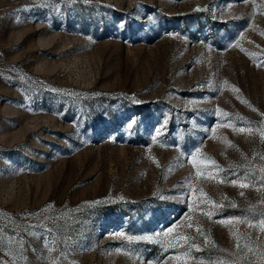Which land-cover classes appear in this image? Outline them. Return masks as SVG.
<instances>
[{
	"label": "rangeland",
	"instance_id": "obj_1",
	"mask_svg": "<svg viewBox=\"0 0 264 264\" xmlns=\"http://www.w3.org/2000/svg\"><path fill=\"white\" fill-rule=\"evenodd\" d=\"M0 262L264 264V0H0Z\"/></svg>",
	"mask_w": 264,
	"mask_h": 264
},
{
	"label": "snow or ice",
	"instance_id": "obj_2",
	"mask_svg": "<svg viewBox=\"0 0 264 264\" xmlns=\"http://www.w3.org/2000/svg\"><path fill=\"white\" fill-rule=\"evenodd\" d=\"M123 25V22H121V26ZM240 131H243V129H240ZM242 187L245 186V185H241ZM169 231H171V229H169ZM130 239H144V240H150L151 238L150 237H130ZM0 264H3V262H0Z\"/></svg>",
	"mask_w": 264,
	"mask_h": 264
}]
</instances>
